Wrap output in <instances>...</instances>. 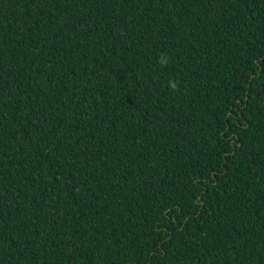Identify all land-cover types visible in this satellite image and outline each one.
Masks as SVG:
<instances>
[{
	"label": "trees",
	"instance_id": "trees-1",
	"mask_svg": "<svg viewBox=\"0 0 264 264\" xmlns=\"http://www.w3.org/2000/svg\"><path fill=\"white\" fill-rule=\"evenodd\" d=\"M0 264H264V0H0Z\"/></svg>",
	"mask_w": 264,
	"mask_h": 264
},
{
	"label": "clouds",
	"instance_id": "clouds-1",
	"mask_svg": "<svg viewBox=\"0 0 264 264\" xmlns=\"http://www.w3.org/2000/svg\"><path fill=\"white\" fill-rule=\"evenodd\" d=\"M159 62H160L161 64H166V63L168 62V60H167V58H166L165 56H161ZM169 86H170L171 88L175 89V87H176L177 85L175 84V82L170 81V82H169Z\"/></svg>",
	"mask_w": 264,
	"mask_h": 264
}]
</instances>
